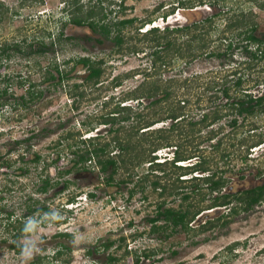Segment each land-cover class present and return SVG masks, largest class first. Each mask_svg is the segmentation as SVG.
<instances>
[{"label": "rangeland", "instance_id": "1", "mask_svg": "<svg viewBox=\"0 0 264 264\" xmlns=\"http://www.w3.org/2000/svg\"><path fill=\"white\" fill-rule=\"evenodd\" d=\"M75 2L83 9L94 6L100 10L104 14V22L122 17L135 18L131 25L121 31L126 38L121 51H115L109 39L97 43L94 38L102 36L85 24L77 26L66 20L69 16L65 14L66 8L67 12L73 10ZM171 7L174 8L173 13L161 18L160 15ZM240 11L245 13L244 23L255 24V35L259 37L264 32V0H205L203 4L190 9L181 8L177 0H0V44H9L6 49L8 57L0 58V87L6 84L8 91L13 92L10 102L24 92L27 81L37 84L41 90V96L26 109H10L8 104L0 108V264H32L34 260H39L41 264H56L52 253L58 242L71 247L59 259L66 264H105L108 254L118 258L117 264H264V201L247 212L232 215L225 225L198 229L206 218L216 217L227 210L213 208L199 217L195 216L189 230L166 227L152 232L147 218L154 213L158 200L156 193L150 191L148 182L144 181L142 190L136 188L131 196L128 195V189L145 173L146 162L134 168L130 182L106 184L104 178L107 172L98 173L95 167L86 171L73 168L59 174L57 170L70 164L68 159L71 155L65 146L71 139L63 140L58 146L53 144L64 131H82L89 126L94 127L82 136L101 135L99 142L105 141L112 134L108 130L109 124L94 121L98 116L110 112L122 97L126 96L127 100L120 101V105L130 104L134 109L138 104V111L145 113L147 100L129 99L131 96H128L130 90L145 78V73L149 74L146 80L157 84L170 79L169 88L172 86L177 96H185L188 100L184 107L187 119L196 120L203 111L214 107L221 109L226 98L222 97L220 89L232 84L238 74L247 73L244 66L250 62L240 47L239 29L236 26L226 27V17ZM212 14V20L205 21ZM147 20L150 24L154 22L153 26L159 30L165 25L175 28L189 22H199L198 25L203 28L199 31L200 38L207 41V48L203 49L200 39L193 38L188 42L183 33L172 32L166 38L173 40V47L178 48L177 51L168 50L162 56L164 63L156 61L152 66L149 53L155 48L154 42L150 41L151 35L144 38L141 35ZM140 24L142 29L135 30L134 27ZM59 31V40L49 49L46 44ZM40 38H43L46 47L36 44ZM236 40H239L238 43ZM13 42L18 44L16 50L11 49ZM228 42H232L229 47L226 46ZM252 47L249 46L250 49ZM189 48L194 57L188 61ZM211 48L218 55H206L205 52ZM80 55L103 59L100 82L71 89L73 83L81 82L85 70L79 65L70 69L71 62H61ZM51 61H56L63 71L70 69L67 77L55 86L40 82L44 66ZM252 63L254 66L249 70L252 75L264 69V59L257 63L252 60ZM115 77L118 85H113ZM17 80H25L24 85L17 86ZM165 107L161 103L152 111H162ZM229 117H222L209 126H223L214 140L222 134L233 133L236 134L232 137L234 143L241 136L240 130L246 127L232 129L226 125ZM252 120H256L257 130L264 132V119L257 116ZM130 122V119L124 121L123 125ZM161 126H168L167 120L155 123L149 129ZM206 130L203 129L202 133ZM137 134L133 140L141 137ZM222 140V145L227 146L228 138L223 136ZM212 142L201 141V152L208 155L211 170L221 165L229 168L224 176L228 179L227 183L232 184V190L264 181V145L250 148L246 161L238 157L242 153L241 148L227 146L223 149L228 156L221 160V147L210 148ZM57 151L60 153L58 162L49 163ZM170 151L169 148L158 150L157 160H161L165 154L170 156ZM34 154L39 155L38 161H32ZM3 161H7V165ZM194 161L192 158L183 164ZM46 162L48 166L44 169ZM23 167L26 171L18 174V168ZM124 174L118 170L113 176L116 180ZM44 176H48L50 185L42 193L36 188ZM147 178L151 179L150 176ZM88 192L92 195L88 196ZM72 195H75L73 201L67 202L66 198ZM211 196L212 193L206 194L202 204ZM177 202L172 196L165 199V205L175 206ZM27 205L32 209L29 213H26ZM41 206H46L50 213L41 211ZM6 211L12 213L8 219L10 223L14 222L16 216L25 221L32 219L35 231L13 238L12 229L6 224ZM56 219L62 221L57 223ZM58 231H65L71 237H56L54 234ZM119 236H123L124 240L118 248ZM25 239L39 241L40 248L34 258L27 262L21 256V245ZM108 240L113 241L108 249L86 253V249L92 245ZM11 243H16L17 250L10 247ZM123 248L129 253L122 254ZM141 251H149L150 255L140 256L135 263L134 253L139 255Z\"/></svg>", "mask_w": 264, "mask_h": 264}, {"label": "trees", "instance_id": "2", "mask_svg": "<svg viewBox=\"0 0 264 264\" xmlns=\"http://www.w3.org/2000/svg\"><path fill=\"white\" fill-rule=\"evenodd\" d=\"M204 2L205 0H177V4L184 9H190ZM173 9L174 8L171 7L170 10L161 14L160 17L164 18L172 14ZM65 14H69L67 20L70 23L77 26L85 24L94 33L100 34L102 38L94 39L97 43H101L102 39H109L115 47V51L118 52L122 50V45L126 40L124 35L121 34L122 29L131 25L135 19L123 18L112 22H104V14L100 10L95 9L94 6L83 9L82 5L76 4V2L73 10L70 11L69 9V12H67L66 8ZM213 16L214 14L206 17L205 21H211ZM231 17H233V19H231ZM226 19L228 20L226 27L236 26V28L239 29L237 35L241 36L240 47L244 55L248 56L250 62L247 60L249 64L244 66L245 69L248 70L247 73L238 74L232 81V84L220 89L222 97L226 98L222 105V108L224 107L223 110L222 108L219 109L218 107H214L203 111L196 120H191L190 117V119H187L186 113H184V107L188 100L185 96H177L178 93L172 86L171 89L169 88L170 79L157 84L154 81L146 80L149 74L145 73V78L132 91L130 90L131 94H128V96H131L129 99L132 98L136 100L137 98H145L147 100V104L145 105L147 111L145 113L138 111V104L134 109V106L130 104L120 105V101L127 100L125 96L114 105V108L110 112L98 116L94 121V123L97 124H109L110 127L108 130L111 131L112 134L105 141L99 142L98 139L102 138L101 135L82 136L84 133L90 132L94 126L83 128L82 131L66 130L61 133L53 144L54 146H58L63 140L67 141L71 139L70 143L65 146L66 151L71 157L68 159L70 163L69 166L61 170L59 169L57 172L63 174L69 172L73 168L90 170L95 167L98 173L107 172L104 178L106 184L115 183L118 185L130 182L134 175V168L146 162L145 173H142L138 181L128 189V195L131 196L136 188L142 190L144 188L142 185L144 181L148 182L149 190L156 193V198H158V200H156L154 205V213L147 218V221L150 223V231L152 232L158 231L159 229H166V227H179L184 231L189 230L191 229L190 222L193 221L195 216H201L204 211H212L213 208L214 210L217 208L227 210L216 217L206 218L198 225V229L205 230L219 224L225 225L229 222L232 215L239 212H247L257 203L264 201V181L244 189L232 190V184H230V182L228 184V179L224 176V174L229 171V168L221 165L218 169L211 170L208 166V155L202 154V147H199L201 141L213 140L209 146L210 148L221 147V160L228 156V152L223 148L227 146L241 148L242 153L238 154V157L240 160L246 161L250 148L264 145V132L258 131L256 120H252V118L256 119L257 116L264 119V69L259 70L255 75H252L249 71L254 66L252 60L257 63L264 59V32H261L259 37L256 36L255 24L244 23V21H246L245 13L241 11L230 17H226ZM146 23L149 24V20H147ZM198 24L199 22H189L175 28H169L165 25L161 30H159L157 26H152L141 31L143 38L151 35L152 38H150V41L154 42L153 46L155 48L149 53L151 56V65L153 66L156 61H160V63L163 64L164 59L162 60V56L166 55L168 50L173 49L175 52L177 51L178 48L173 47V40L170 41V39L166 38L172 32L183 33L187 36L186 41L188 42H190L189 39H200V45L203 49L207 48V41L200 38L199 34V31L203 28ZM242 24H246V26L242 28ZM141 26L140 24V26H136L134 29H142ZM112 32H114V34L109 36ZM46 36H49V32L46 33ZM56 41H58V35L55 38H51L46 45L51 49ZM238 41L239 40H236V43H238ZM205 43L206 45H204ZM231 43L232 42H228L226 46L229 47ZM36 44H38L39 47H43L45 45L43 38H40ZM200 45L199 47L201 48ZM250 45L253 46L252 49L249 48ZM8 46L9 44L7 43L0 44V58L6 59L8 57L6 53ZM17 47V43H11V49L16 50ZM126 48L129 49L130 47ZM205 54L212 56L218 55V52H215V50L211 48V50H208ZM188 57V61L194 57L193 52H190V48ZM67 62L72 63L70 69L74 68L75 65H79L85 70L82 80L79 82L80 84L73 83L70 86L71 89L78 88L80 85L84 84L93 86L100 82L99 78L102 73V64L104 63L102 58L92 59L89 55H80L67 58V60L62 61L61 64H66ZM69 70H61L56 61L48 62L41 72L40 82H47L52 86L59 85L61 81L67 77V72ZM156 80L158 81V78H156ZM24 81L25 80H17V86L20 87L24 85ZM118 83L119 81L115 77L113 85H118ZM36 85L37 84L33 82L27 81V85L24 86V92L13 98L12 102H10L9 99L12 98L13 92L8 91L6 84L3 85L0 87V108L6 104L9 105L10 109H15V107H21L22 109L28 108L41 96V90ZM250 89H254V91H250ZM79 95H81V93ZM161 103L162 105H166L162 111L160 109L157 112L152 111L156 105H160ZM227 115H230V117L226 125L230 126L232 129L246 127L240 130L241 136L237 137L234 143L232 142V137L236 134L233 133L222 134L214 140L216 134L220 132L223 127L221 124H218L216 128L209 127L216 124L222 117ZM129 119L131 122L127 125H123V122ZM165 120H167L168 126L149 129L151 125ZM203 129L207 130L202 133ZM136 134L141 137L133 140ZM223 136L228 138L227 146L222 145ZM70 147L73 148L71 149ZM163 148L171 149V154L170 156L165 154L161 160H157L156 152ZM59 150L62 151V149ZM59 158L60 153L57 151L49 163H56ZM192 158L195 159L194 162L188 164L177 163L181 161L189 162ZM38 160L39 155L34 154L32 161L35 162ZM3 162L7 165V161ZM47 166V162L43 164L44 169H46ZM18 169L20 170L18 174L26 171L24 167ZM118 170H121L122 173L125 174L115 180L113 175H115ZM196 173H200V175H195ZM147 176H150L151 179H148ZM49 185L48 176H44L40 178V184L36 190L43 193L47 190ZM211 193L212 196L208 198V201L202 204L205 199L204 196ZM87 195L91 196L92 194L88 192ZM74 196L75 195L69 196L66 198V201L72 202ZM169 196L174 197V199L178 201L175 206L165 205V199ZM26 209V213L32 211L28 205ZM40 210L50 213L46 206H41ZM11 216L12 213L10 211L5 212L6 221H8ZM13 221V223L8 221L6 224L7 226L10 225L12 229V237L17 239L21 233H25L23 228L26 221L19 216H16ZM55 221L58 223L62 221V219H56ZM54 235L60 238L71 237V235L65 231L55 232ZM123 240V236H119L116 247H121ZM112 243V240L98 242L90 248H87L86 253L92 254L101 250H106ZM10 247L17 250L16 243H11ZM70 250L71 247L69 245L58 242V246L52 253V259L56 261V264H66V262L61 263L59 259L64 251L69 252ZM127 253H129V251L123 248L122 254ZM149 255V251H141L139 255L134 253L133 261L136 263L140 256L148 257ZM117 262V257L111 254L107 255L105 264H117ZM31 263L41 264L39 260H34ZM94 264H96V262H94Z\"/></svg>", "mask_w": 264, "mask_h": 264}, {"label": "clouds", "instance_id": "3", "mask_svg": "<svg viewBox=\"0 0 264 264\" xmlns=\"http://www.w3.org/2000/svg\"><path fill=\"white\" fill-rule=\"evenodd\" d=\"M147 25L148 24L144 25V28L142 29V31H144L145 29H147L149 27H152L155 24H154V22H151V24L149 23V25H151V26L146 27ZM178 164H180V163H178ZM23 231L25 233H33L35 231V225H34V221L32 219L29 218L25 222ZM39 251H40L39 241L32 240V239H25L23 244L21 245V256L23 257V259L26 262L31 261L34 258L35 254L38 253Z\"/></svg>", "mask_w": 264, "mask_h": 264}, {"label": "flooded vegetation", "instance_id": "4", "mask_svg": "<svg viewBox=\"0 0 264 264\" xmlns=\"http://www.w3.org/2000/svg\"><path fill=\"white\" fill-rule=\"evenodd\" d=\"M122 6H121V3H120V1H119V4H118V8L120 9ZM71 11V10H70ZM124 17H122V18H118V19H123ZM132 18V17H131ZM67 20V19H66ZM115 20H117V19H115ZM68 21V20H67ZM114 21V20H113ZM74 25V24H73ZM149 26H151V25H147L146 27H149ZM60 33V31L56 34V36L58 35V40H59V36L61 35V34H59ZM99 36H100V34H98ZM55 36V37H56ZM55 37H53V38H55ZM95 39V38H94ZM54 45V44H53ZM178 163H180V164H182L183 163V161H181V162H178ZM83 170V169H82ZM84 171H86L85 169H84Z\"/></svg>", "mask_w": 264, "mask_h": 264}, {"label": "water", "instance_id": "5", "mask_svg": "<svg viewBox=\"0 0 264 264\" xmlns=\"http://www.w3.org/2000/svg\"><path fill=\"white\" fill-rule=\"evenodd\" d=\"M217 209H218V208H217ZM207 212H210V211H204V213H207ZM204 213H203V214H204ZM199 216H200V215H198V217H199Z\"/></svg>", "mask_w": 264, "mask_h": 264}]
</instances>
